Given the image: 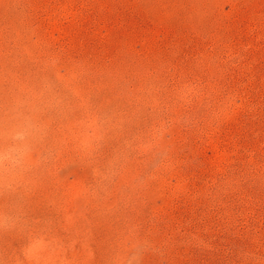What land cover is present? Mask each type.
<instances>
[{"label":"rangeland","instance_id":"obj_1","mask_svg":"<svg viewBox=\"0 0 264 264\" xmlns=\"http://www.w3.org/2000/svg\"><path fill=\"white\" fill-rule=\"evenodd\" d=\"M0 264H264V0H0Z\"/></svg>","mask_w":264,"mask_h":264}]
</instances>
